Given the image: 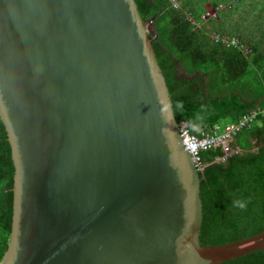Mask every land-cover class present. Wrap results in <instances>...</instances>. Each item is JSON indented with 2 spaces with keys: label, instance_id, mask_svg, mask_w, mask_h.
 Instances as JSON below:
<instances>
[{
  "label": "water",
  "instance_id": "95a60500",
  "mask_svg": "<svg viewBox=\"0 0 264 264\" xmlns=\"http://www.w3.org/2000/svg\"><path fill=\"white\" fill-rule=\"evenodd\" d=\"M135 0H0V120L14 167L0 264H222L199 172Z\"/></svg>",
  "mask_w": 264,
  "mask_h": 264
},
{
  "label": "trees",
  "instance_id": "16d2710c",
  "mask_svg": "<svg viewBox=\"0 0 264 264\" xmlns=\"http://www.w3.org/2000/svg\"><path fill=\"white\" fill-rule=\"evenodd\" d=\"M168 86L175 119L195 133L200 127L236 123L264 106V0H135ZM211 7L227 6L218 20L194 30L195 20ZM230 5V7H228ZM213 33L236 38L245 55L212 41ZM239 149L225 162L220 148L200 153L207 164L200 178L203 206L201 246H221L264 232V118L243 128L231 144ZM14 167L0 120V262L11 233ZM243 204V207L240 205ZM222 264H264V250Z\"/></svg>",
  "mask_w": 264,
  "mask_h": 264
},
{
  "label": "built area",
  "instance_id": "2783aa9c",
  "mask_svg": "<svg viewBox=\"0 0 264 264\" xmlns=\"http://www.w3.org/2000/svg\"><path fill=\"white\" fill-rule=\"evenodd\" d=\"M170 3L174 10H181V3L179 0H166ZM239 2L241 0H234ZM227 6H217L210 7V10L207 9L204 14L201 15L200 21L194 19L191 13L184 12L186 14V19L190 22L194 30L201 29L204 24L210 20H218L219 14ZM230 7V5L228 6ZM147 27L149 34L152 32L153 21H148ZM212 41L216 44H221L226 48H235L243 53V45L236 38H230L227 36H220L215 33L212 35ZM259 118H264V106H257L256 108L250 110L246 115L243 116L236 123H230L226 125H215L214 127H200L196 130L195 133H192L184 123L180 124L179 133L184 143V146L192 157L195 168L199 173H202L206 168L207 164L202 162L200 153L220 148L222 150L223 156L216 159L218 162H225L228 158L233 155H237L240 150H234L231 147L232 142L235 137L243 128L250 127L255 121Z\"/></svg>",
  "mask_w": 264,
  "mask_h": 264
},
{
  "label": "rangeland",
  "instance_id": "374dc122",
  "mask_svg": "<svg viewBox=\"0 0 264 264\" xmlns=\"http://www.w3.org/2000/svg\"><path fill=\"white\" fill-rule=\"evenodd\" d=\"M210 7H211V5H210V3L209 4H207L206 6H205V8L206 9H209L210 10ZM236 39H237V37H236ZM238 40V39H237ZM243 53L245 54V55H249L250 54V50L248 49V47L247 46H245V45H243Z\"/></svg>",
  "mask_w": 264,
  "mask_h": 264
},
{
  "label": "clouds",
  "instance_id": "9594fccd",
  "mask_svg": "<svg viewBox=\"0 0 264 264\" xmlns=\"http://www.w3.org/2000/svg\"><path fill=\"white\" fill-rule=\"evenodd\" d=\"M149 35H150V34H149ZM240 207H243V204H241Z\"/></svg>",
  "mask_w": 264,
  "mask_h": 264
}]
</instances>
